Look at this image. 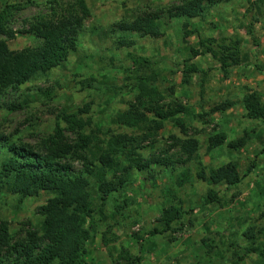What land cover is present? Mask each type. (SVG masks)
Wrapping results in <instances>:
<instances>
[{
  "label": "rangeland",
  "instance_id": "1",
  "mask_svg": "<svg viewBox=\"0 0 264 264\" xmlns=\"http://www.w3.org/2000/svg\"><path fill=\"white\" fill-rule=\"evenodd\" d=\"M73 1L0 0V9L7 4H22V9L13 12L8 26L26 31L38 20L49 18L52 11L62 12ZM84 1L90 17L67 61L46 76L7 89L0 96V136L37 147L53 134L59 112L72 113L89 105L88 113L82 114L90 122L85 133L100 140L117 134L142 137L141 130L115 121L116 114L134 102L133 93L120 88L124 69L137 66L145 58L158 61L160 74L155 85L165 98L164 104L181 103L185 107L186 135L166 121L153 140L142 143L139 154L143 162L129 172V182L110 194L104 206L100 205L95 181L90 179L94 212L88 227L91 238L87 263L122 264L120 256L127 253L139 256L138 264H263L256 254L239 257L248 244L243 232L264 226V126L245 117L243 103L250 92L258 93L264 102V0L222 2L207 7L202 17L194 19L168 18L167 13L184 0ZM147 14L158 17L161 35L157 38L115 29L120 22H132ZM199 35L215 40L241 38V64L225 74L216 55L201 52L192 57ZM121 38L128 44L119 45ZM0 39L15 52L39 44L25 33ZM186 60L195 64L198 72L183 83ZM11 105L17 107L9 109ZM219 131L226 133L227 142L244 137L245 146L232 150L223 145L207 152L208 136ZM189 137L199 142L197 155L207 174L234 163L240 183L209 186L194 177L197 165L192 161L194 178L178 187V170L171 172L151 163L153 156L185 158L179 142ZM93 151L98 153V148ZM81 168V162L72 163V171ZM210 187L217 193V200L204 205ZM57 196L58 192L50 188L24 199L0 192V221L7 223L15 239L24 238L26 232L40 228L38 209ZM171 204L183 207L182 219L173 224L172 231L150 236L162 210Z\"/></svg>",
  "mask_w": 264,
  "mask_h": 264
},
{
  "label": "trees",
  "instance_id": "2",
  "mask_svg": "<svg viewBox=\"0 0 264 264\" xmlns=\"http://www.w3.org/2000/svg\"><path fill=\"white\" fill-rule=\"evenodd\" d=\"M229 1L232 0H184L167 16L169 19L200 18L207 7ZM22 7V4L13 3L0 9V36L14 39L18 34H31L39 40V44L15 52L8 48L5 40L0 39V96L7 89H17L65 63L77 46L85 20L90 17L85 1L74 0L62 12L52 11L49 18L32 24L29 30L14 31L9 28L8 22L13 12ZM183 26L186 28L188 24L184 23ZM115 29L121 33H139L153 38L161 35L155 14L137 17L132 22H120ZM118 43L128 44L124 38ZM241 44L239 37L215 40L199 35L198 48L191 50L192 57L201 52L216 55L220 71L226 74L241 64ZM189 61L183 64V83L188 82L190 74L198 72L196 65ZM157 64L158 61L145 58L137 66L124 69L125 76L120 88L133 93L134 102L129 104L127 110L117 113L115 121L119 125L141 130L142 137L117 134L100 140L98 136L85 133L90 122L82 114L88 113L89 105L72 113L59 112L53 134L43 139L37 147L0 136V192L17 195L20 199L35 197L48 188L58 192L57 197L49 199L38 209L42 216L39 230L26 232L24 238L15 239L7 223L0 221V264H88L87 243L91 238L88 227L94 212L89 193L90 179L95 181L100 205L104 206L110 194L129 182V172L143 162L139 154L142 143L153 140L166 121L173 122L186 135L185 107L181 103L164 104L165 98L155 85L160 74ZM243 103L245 117L264 126V102L260 95L250 92L243 97ZM16 107L11 105L9 109ZM217 109L222 110L223 107ZM245 144L244 137L227 142L226 133L219 131L208 136L206 150L211 152L223 145L238 150ZM179 147L185 158L153 156L151 160V163L164 166L171 172L178 170L175 177L178 187L189 183L194 177L209 186L225 184L230 187L240 183L241 177L234 163L206 173L198 159L197 139L189 137L181 140ZM95 148H98V153L93 151ZM75 161L82 163L81 170L77 172L71 169ZM192 161L197 165L194 177L190 168ZM110 175L111 179H107ZM216 200L217 193L210 187L203 204L208 205ZM184 214L180 204L167 206L149 235H163L172 231L173 224L181 220ZM242 235L248 244L239 258L256 254L264 264V226L257 230L247 228ZM119 261L122 264H138L140 258L123 253Z\"/></svg>",
  "mask_w": 264,
  "mask_h": 264
}]
</instances>
